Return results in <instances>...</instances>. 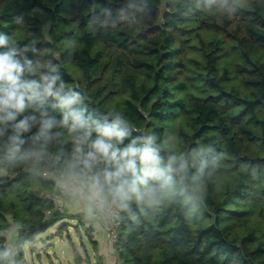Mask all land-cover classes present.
I'll list each match as a JSON object with an SVG mask.
<instances>
[{
  "label": "trees",
  "instance_id": "1",
  "mask_svg": "<svg viewBox=\"0 0 264 264\" xmlns=\"http://www.w3.org/2000/svg\"><path fill=\"white\" fill-rule=\"evenodd\" d=\"M108 4L0 0V32L21 44L35 38L36 59L58 55L64 80L79 86L90 111H121L138 132L175 130L185 146L204 139L230 167L219 190L209 186L195 216L164 207L131 232L129 222L120 223L111 243L119 261L264 264V7L214 19L198 10L183 15L186 0H150V17L139 28L89 25L93 5ZM21 14L25 23L13 24ZM54 196L52 182L22 169L0 178V232L7 237L0 243H8L13 224L24 225L16 241L29 242L70 216ZM85 229L92 239L91 227ZM74 255L81 264L76 249ZM16 259L27 264L24 247Z\"/></svg>",
  "mask_w": 264,
  "mask_h": 264
},
{
  "label": "clouds",
  "instance_id": "2",
  "mask_svg": "<svg viewBox=\"0 0 264 264\" xmlns=\"http://www.w3.org/2000/svg\"><path fill=\"white\" fill-rule=\"evenodd\" d=\"M186 3L183 15L198 10L214 19L264 7V0ZM150 14V0H118L115 6L109 0L105 6L93 5L88 23L139 28ZM12 23L23 25L24 16H14ZM37 43L32 38L21 44L0 32V178H12L22 169L34 180L52 182L59 197L76 199L86 218L129 222V232L164 207L195 216L205 206L209 186L222 187L230 167L213 143L196 139L185 146L175 130L138 132L121 111H90L79 86L64 80L63 64L54 62L58 55L34 58ZM74 50V43L66 48L69 57ZM23 229L19 223L6 231L19 237ZM0 237L7 239L5 232ZM26 242L0 243V264H17Z\"/></svg>",
  "mask_w": 264,
  "mask_h": 264
},
{
  "label": "rangeland",
  "instance_id": "3",
  "mask_svg": "<svg viewBox=\"0 0 264 264\" xmlns=\"http://www.w3.org/2000/svg\"><path fill=\"white\" fill-rule=\"evenodd\" d=\"M57 197L59 201L60 197ZM79 218L65 217L47 231L39 234L34 240L27 242L24 248L25 263L80 264L75 259L76 249L82 256L83 262L88 258V261L82 264H95L98 250L96 251L95 243L89 238Z\"/></svg>",
  "mask_w": 264,
  "mask_h": 264
},
{
  "label": "crops",
  "instance_id": "4",
  "mask_svg": "<svg viewBox=\"0 0 264 264\" xmlns=\"http://www.w3.org/2000/svg\"><path fill=\"white\" fill-rule=\"evenodd\" d=\"M59 205L60 207H63V210L67 209L70 218L75 219L80 217V223H82L84 227H91V240L95 243L94 246L96 251L98 250L97 255L95 256L98 257L95 259V264H121L116 255L114 247L109 240L108 233L105 230V218L103 220H93L86 218L82 213L80 205L78 204L76 199L72 197H60ZM17 237L18 236L14 232H9L8 244L14 245ZM86 260L88 261V258H86ZM90 260H92L91 257ZM85 261L82 263H85Z\"/></svg>",
  "mask_w": 264,
  "mask_h": 264
},
{
  "label": "built area",
  "instance_id": "5",
  "mask_svg": "<svg viewBox=\"0 0 264 264\" xmlns=\"http://www.w3.org/2000/svg\"><path fill=\"white\" fill-rule=\"evenodd\" d=\"M55 203L59 205L58 197H53ZM120 227L119 224L113 223L109 218H105V230L108 233L109 240L112 244H114L118 239V229Z\"/></svg>",
  "mask_w": 264,
  "mask_h": 264
},
{
  "label": "water",
  "instance_id": "6",
  "mask_svg": "<svg viewBox=\"0 0 264 264\" xmlns=\"http://www.w3.org/2000/svg\"><path fill=\"white\" fill-rule=\"evenodd\" d=\"M254 264H258V263H254Z\"/></svg>",
  "mask_w": 264,
  "mask_h": 264
}]
</instances>
